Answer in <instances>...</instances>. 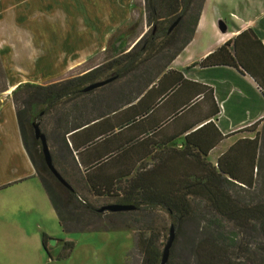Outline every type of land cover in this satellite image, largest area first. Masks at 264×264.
I'll return each mask as SVG.
<instances>
[{"label": "crops", "instance_id": "crops-1", "mask_svg": "<svg viewBox=\"0 0 264 264\" xmlns=\"http://www.w3.org/2000/svg\"><path fill=\"white\" fill-rule=\"evenodd\" d=\"M132 1L0 0V264H63L67 257L56 258L63 241L52 226L61 228L21 143L11 91L83 73L109 35L130 21ZM220 47L215 64H196ZM158 79L139 101L74 133L79 187L72 189L79 199L106 197L91 186L117 192L149 167L141 162L150 161L153 142L184 146L225 177L254 182L264 141V0H203L190 40Z\"/></svg>", "mask_w": 264, "mask_h": 264}, {"label": "trees", "instance_id": "trees-1", "mask_svg": "<svg viewBox=\"0 0 264 264\" xmlns=\"http://www.w3.org/2000/svg\"><path fill=\"white\" fill-rule=\"evenodd\" d=\"M202 2L203 0H142L137 11H139V16H143L144 23L149 27V30L128 49L126 56H130L137 49L139 41H145L146 47L151 48L156 39L161 40L166 46L180 33L186 32V36L168 57L165 65L160 67L154 80L148 79L136 83L133 96L111 110L79 121L67 110H56V105L65 97L75 98L90 92H81L83 88L81 85L90 82L91 71L47 85L19 84L11 91L10 98L14 107L21 143L57 216L61 231L81 232L105 230L106 228L92 225L88 229V223L80 226L83 217H91L99 222L102 213L95 212L89 204L79 199L72 188L67 190L53 178L43 163L39 146L36 148L39 145L38 141L33 138L32 134L27 139L25 125L31 128L30 123L32 121L38 123L42 113L51 114L50 132L55 136L56 147L74 164L72 153H77L73 141L74 133L83 125L99 118L102 119L121 106L131 104L137 98L139 101L142 93L146 95L152 89L153 83L159 80L158 77L161 76L167 63L190 40ZM175 19H178L177 23L170 31H167ZM222 49V47L216 49L196 64L200 66L215 64L212 58ZM143 50L146 48H141L137 56ZM134 58L136 55L135 57L131 56L132 60ZM132 60L116 69L114 74L119 76L122 69ZM0 78L1 91L4 89L1 68ZM136 103L132 105L134 106ZM107 134L104 133V136ZM154 146H157L156 142H153L148 148V154L151 155ZM163 148L166 149L165 145ZM123 149L121 147L119 150V156L123 154ZM167 152L164 156L157 155L160 157L158 160L160 162L155 161L151 167L134 174L128 180L125 179L123 185L119 181L121 186L117 187V192L110 190L107 186L97 190L91 186V190L97 195H113L117 204L133 206L131 210L112 212L114 215H128L132 224L138 223L140 217L149 214L155 206L165 210L172 219L174 228V238L165 264H242L241 261H238L241 258L238 235L246 229L255 233L256 236L252 238L253 242L256 240L260 244L263 243L260 253L254 254L250 262L264 264V203L243 204L241 197L234 190L250 187L253 183H242L239 181V177L232 175L225 177L222 175L224 171L218 164L217 168L213 167L198 153L189 154L184 146L181 150L167 148ZM50 159L52 163V158ZM189 198H198L204 201L200 211H196V208L190 204ZM203 216L205 217L203 218ZM226 223H230L232 228L226 229ZM122 226L127 228L129 225L123 224ZM117 228L108 227V229ZM138 230H146L148 233L144 236L139 231L135 235L134 246L139 254L137 264H159L162 250L159 249V235L153 233L150 224L145 229ZM48 239L46 235L41 234V246L47 255ZM61 248L68 253L71 242L63 241ZM67 253L60 252L56 258L60 259Z\"/></svg>", "mask_w": 264, "mask_h": 264}, {"label": "rangeland", "instance_id": "rangeland-1", "mask_svg": "<svg viewBox=\"0 0 264 264\" xmlns=\"http://www.w3.org/2000/svg\"><path fill=\"white\" fill-rule=\"evenodd\" d=\"M139 5H141L140 0L132 1V17L130 21L115 29V31L107 38L104 50L85 62L83 73L91 71V80L88 83L82 84L81 87L93 82L104 80L108 77H113V79L103 86L92 89L84 96H78L75 98L65 97L56 105V110H67L78 121L95 117L99 113L111 110L129 97H132L133 91L135 90L134 87L139 81L144 82L148 79L154 80L157 77L158 70L165 65L168 57L186 36V32H182L177 37H174L166 46H164L165 44L159 39L155 40V43L151 48L146 47L147 43L145 41H139L137 49H135L130 56H126L128 49L134 45L142 34L149 30V27L144 23L143 16H139L138 14L139 11H137V7ZM141 48H146V50H143L137 56V53ZM135 55L136 58L132 60L131 56L135 57ZM129 60H132V62L122 69L120 75H115L114 72L116 69L122 67V65ZM78 73L79 71L70 72L64 78L59 80H68L69 78L83 74ZM38 128L45 136L46 146L50 158H52L54 169L70 188L79 187L76 185V182H74L76 180L73 179L74 172H72L73 168L70 159L67 155L61 153L57 149L55 136L50 132L51 114L42 113L40 115ZM31 134V128L25 125V135L27 139L30 138ZM38 146L39 145H37L36 148H38ZM158 152L159 154H157ZM167 153V148L163 149L154 146L151 155L149 156L150 161L141 162L142 168H144L145 165L151 167L155 164L157 155L164 156ZM234 190L237 192V195L241 197V202L243 204H252L255 202L264 203V141L260 155V163L253 184L250 187L236 188ZM84 198L85 199H80L89 204L93 209L109 204H117L115 203L116 198L113 195L104 198H97L96 200H87V197ZM189 201L190 204L196 208V211H200L204 204V201L198 198H189ZM101 213L102 216L100 217L99 222H96L94 218L85 216L81 219L80 226L84 223H88V229L91 228L92 225H96L99 227H105V230L62 232L58 226L56 228H53L52 226V231L57 236L56 240L71 242V248L68 253L61 248V243L57 242L55 245V248L59 251L58 253H67L66 258L62 257L63 259L61 260V263L137 264L139 261V254L136 252L134 246L135 235L139 231L142 232L144 236L148 233L146 230L138 229H145V227L150 224L153 233L159 235L158 243L159 249L161 250L167 238L168 227L173 224L172 219L166 211L158 206L153 207L149 214H144L140 217L138 223L136 222L133 224L130 222V218H128L129 216L126 214L114 215L109 211H103ZM204 217L205 216H203V218ZM123 224L129 226L124 228L122 226ZM225 225L226 229L232 228L230 223H226ZM109 226L118 228L108 229ZM254 234L255 233L251 230L246 229L241 231L238 235L241 246V258H239L238 261H241L242 264H253L250 262V259L253 258L254 254H258L261 251V245H263V243L260 244L256 240L254 243L252 240V238L256 236ZM257 239L259 238L257 237ZM46 247L48 250L47 245Z\"/></svg>", "mask_w": 264, "mask_h": 264}, {"label": "water", "instance_id": "water-1", "mask_svg": "<svg viewBox=\"0 0 264 264\" xmlns=\"http://www.w3.org/2000/svg\"><path fill=\"white\" fill-rule=\"evenodd\" d=\"M177 20L178 19H175L171 23V25H169V27L167 28V31H170L175 26V24L177 23ZM112 79H113V77H108L104 80L90 83V84L84 86L81 89V92H88V91H91L92 89L103 86L104 84L110 82ZM30 127L32 130L33 138L36 141H38V143H39V150H40L42 160H43V163H44L46 169L48 170V172L53 176V178L60 185H62L67 190H71L70 186L61 178V176L57 173V171L54 169V167L51 163L50 155H49V152H48V149L46 146L45 137L40 132V130L38 128V123L35 121H32L30 123ZM131 209H133V206L121 205V204H109V205L101 206V207L96 208V209L94 208L93 210L95 212H103V211L120 212V211H127V210H131ZM173 238H174V228L172 225H169L167 238H166V241H165L163 248L161 250V256H160L159 264H165L167 257H168L169 248L173 242Z\"/></svg>", "mask_w": 264, "mask_h": 264}]
</instances>
